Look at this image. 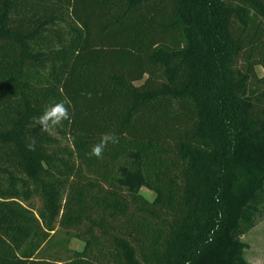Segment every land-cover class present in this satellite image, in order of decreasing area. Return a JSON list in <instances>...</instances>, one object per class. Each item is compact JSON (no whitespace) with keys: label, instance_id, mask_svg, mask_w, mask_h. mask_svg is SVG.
I'll return each mask as SVG.
<instances>
[{"label":"trees","instance_id":"obj_1","mask_svg":"<svg viewBox=\"0 0 264 264\" xmlns=\"http://www.w3.org/2000/svg\"><path fill=\"white\" fill-rule=\"evenodd\" d=\"M257 66L264 0H0V264H251ZM65 97L71 120L33 128ZM59 229L67 256L43 254Z\"/></svg>","mask_w":264,"mask_h":264},{"label":"rangeland","instance_id":"obj_2","mask_svg":"<svg viewBox=\"0 0 264 264\" xmlns=\"http://www.w3.org/2000/svg\"><path fill=\"white\" fill-rule=\"evenodd\" d=\"M256 71L260 76L264 75L262 66H257ZM141 82H137L140 84ZM141 193L150 201L156 197V192L147 187L142 186ZM67 233L63 229H59L53 237V242L49 248L44 249L45 255L65 258L68 254L66 250ZM242 241L246 244L245 257L251 264H264V215L259 218L255 226L242 237ZM69 248L72 250H83L85 242L78 237H71L69 240Z\"/></svg>","mask_w":264,"mask_h":264},{"label":"clouds","instance_id":"obj_3","mask_svg":"<svg viewBox=\"0 0 264 264\" xmlns=\"http://www.w3.org/2000/svg\"><path fill=\"white\" fill-rule=\"evenodd\" d=\"M72 102L69 98L54 102L51 105L45 107L42 114L34 117L33 128L39 126L41 132L51 133L58 127H60L64 121L71 120V113L69 111ZM119 142V137L113 133H103L101 134L98 143L94 144L87 155L89 158L95 157L97 159H102L105 149L109 144H116ZM26 147L31 151L35 149V141L27 144Z\"/></svg>","mask_w":264,"mask_h":264}]
</instances>
